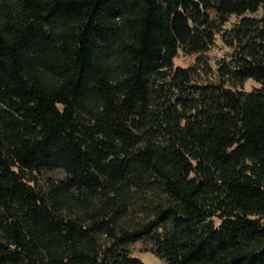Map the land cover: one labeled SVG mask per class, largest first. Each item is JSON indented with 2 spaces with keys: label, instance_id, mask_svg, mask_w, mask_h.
Wrapping results in <instances>:
<instances>
[{
  "label": "trees",
  "instance_id": "16d2710c",
  "mask_svg": "<svg viewBox=\"0 0 264 264\" xmlns=\"http://www.w3.org/2000/svg\"><path fill=\"white\" fill-rule=\"evenodd\" d=\"M142 238L264 264V0H0V264H145Z\"/></svg>",
  "mask_w": 264,
  "mask_h": 264
},
{
  "label": "rangeland",
  "instance_id": "374dc122",
  "mask_svg": "<svg viewBox=\"0 0 264 264\" xmlns=\"http://www.w3.org/2000/svg\"><path fill=\"white\" fill-rule=\"evenodd\" d=\"M260 13V10L257 12ZM210 15H213L212 11H209ZM222 53V48L218 47L217 45L213 46L207 52V55L210 57L218 56ZM193 59V55H177L174 59V62L179 65H185L190 63ZM255 83L251 79H247L243 82L242 86L244 88H249L254 86ZM40 176L48 177L51 179H61L64 178V172L55 169V170H42ZM152 242L147 239H138L136 241L130 242L128 244V249L131 255L139 258L145 264H166L157 256L153 255L151 252Z\"/></svg>",
  "mask_w": 264,
  "mask_h": 264
}]
</instances>
